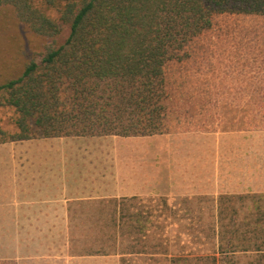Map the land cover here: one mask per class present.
Returning <instances> with one entry per match:
<instances>
[{"label":"trees","instance_id":"1","mask_svg":"<svg viewBox=\"0 0 264 264\" xmlns=\"http://www.w3.org/2000/svg\"><path fill=\"white\" fill-rule=\"evenodd\" d=\"M0 22L42 40L0 75V106L16 113V130L0 126V143L209 132L221 103L242 106V123L264 129V0H0ZM134 198L115 201L111 218L94 224L93 244L75 253L121 264L159 254L144 238L169 225L158 220L169 204L131 210Z\"/></svg>","mask_w":264,"mask_h":264},{"label":"crops","instance_id":"2","mask_svg":"<svg viewBox=\"0 0 264 264\" xmlns=\"http://www.w3.org/2000/svg\"><path fill=\"white\" fill-rule=\"evenodd\" d=\"M144 138L38 136L0 143V259L52 264L55 233H67L81 209L104 200L192 199L227 190L229 174L214 168L213 132L158 134L156 150Z\"/></svg>","mask_w":264,"mask_h":264},{"label":"rangeland","instance_id":"3","mask_svg":"<svg viewBox=\"0 0 264 264\" xmlns=\"http://www.w3.org/2000/svg\"><path fill=\"white\" fill-rule=\"evenodd\" d=\"M48 13L57 17L54 9ZM67 31L63 26L61 39ZM41 47L42 40L25 26L0 22V75L16 72L31 51ZM243 109L221 103L217 125L209 131L216 138L214 168L219 166L230 176L227 190L192 199L161 200L162 196L149 194L127 201L131 210L169 204V210L163 209L158 217L169 225L150 231L144 238L152 249L158 243L159 254L152 255L149 250L131 255L126 264H264V129L257 121L245 126L241 121ZM15 116L12 107L0 106V126L4 130H16ZM149 136L147 144L156 150L158 134ZM144 137L148 138L138 136ZM99 205L81 209L79 216L72 218L78 222L68 225L67 233L65 229L55 233L52 264H121L116 255L75 253L85 242L93 244L97 232L94 224L111 218L112 202L104 200ZM132 235L128 239L131 242L137 237Z\"/></svg>","mask_w":264,"mask_h":264}]
</instances>
